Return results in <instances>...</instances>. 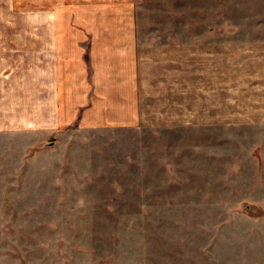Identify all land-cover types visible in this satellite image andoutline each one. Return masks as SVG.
<instances>
[{
	"label": "rangeland",
	"instance_id": "374dc122",
	"mask_svg": "<svg viewBox=\"0 0 264 264\" xmlns=\"http://www.w3.org/2000/svg\"><path fill=\"white\" fill-rule=\"evenodd\" d=\"M132 15L141 123L82 126L21 175L0 149V264H264V0Z\"/></svg>",
	"mask_w": 264,
	"mask_h": 264
},
{
	"label": "crops",
	"instance_id": "0c3cea01",
	"mask_svg": "<svg viewBox=\"0 0 264 264\" xmlns=\"http://www.w3.org/2000/svg\"><path fill=\"white\" fill-rule=\"evenodd\" d=\"M135 3L0 0V149L19 156V175L62 144L68 153L82 126L141 123L145 64L156 61Z\"/></svg>",
	"mask_w": 264,
	"mask_h": 264
}]
</instances>
